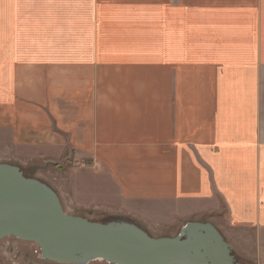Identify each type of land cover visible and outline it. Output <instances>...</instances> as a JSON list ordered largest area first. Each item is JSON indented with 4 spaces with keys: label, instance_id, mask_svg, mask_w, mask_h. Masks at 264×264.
Instances as JSON below:
<instances>
[{
    "label": "crops",
    "instance_id": "1",
    "mask_svg": "<svg viewBox=\"0 0 264 264\" xmlns=\"http://www.w3.org/2000/svg\"><path fill=\"white\" fill-rule=\"evenodd\" d=\"M7 134L0 161L81 164L69 188L96 168L129 206L199 196L264 233V0H0Z\"/></svg>",
    "mask_w": 264,
    "mask_h": 264
},
{
    "label": "water",
    "instance_id": "2",
    "mask_svg": "<svg viewBox=\"0 0 264 264\" xmlns=\"http://www.w3.org/2000/svg\"><path fill=\"white\" fill-rule=\"evenodd\" d=\"M36 243L44 259L61 264H241L208 221H189L175 236L155 237L123 218L104 222L65 211L57 192L0 163V240Z\"/></svg>",
    "mask_w": 264,
    "mask_h": 264
},
{
    "label": "rangeland",
    "instance_id": "3",
    "mask_svg": "<svg viewBox=\"0 0 264 264\" xmlns=\"http://www.w3.org/2000/svg\"><path fill=\"white\" fill-rule=\"evenodd\" d=\"M2 129V128H1ZM3 142H9V135H2ZM15 157L7 155L2 157L0 163H11L20 166L25 175L34 177L51 186L57 194H62L64 189L73 193L75 201H67L65 210L69 214L80 215L93 221H108L116 218L133 221L145 228L150 235L175 236L180 232L181 226L189 221H208L219 226L226 235L225 239L230 243L232 251L241 264H264V233L246 227H235L227 219V208L214 204L215 208L208 207L209 204L196 202L199 196H190L184 200L176 201L177 198L166 201H133L130 206L122 201V192L118 186L111 185V181L106 176L99 178V170H92L89 174L79 172L77 179L81 186L68 187L63 184L65 176L71 178L77 176V169L81 164L73 163L71 167L67 161L61 163L59 170L45 168V149L43 147L34 148L33 142L22 141L14 145ZM30 155L32 160L26 157ZM8 161V162H6ZM66 167V168H65ZM67 169V170H66ZM66 170V171H65ZM83 170V169H82ZM94 174V175H93ZM103 178V179H102ZM58 194V195H59ZM60 197V196H59ZM77 201L91 203L83 208ZM72 205L74 208H72ZM211 205V204H210ZM219 229V228H218ZM0 264H61L46 260L41 254V250L36 243L21 240L15 236H8L0 240ZM89 264H109L105 261H93Z\"/></svg>",
    "mask_w": 264,
    "mask_h": 264
},
{
    "label": "bare ground",
    "instance_id": "4",
    "mask_svg": "<svg viewBox=\"0 0 264 264\" xmlns=\"http://www.w3.org/2000/svg\"><path fill=\"white\" fill-rule=\"evenodd\" d=\"M22 169V168H21ZM23 170V169H22ZM24 174H25V172H24ZM146 230V229H145ZM147 231V230H146ZM149 233V232H148ZM150 234V233H149Z\"/></svg>",
    "mask_w": 264,
    "mask_h": 264
}]
</instances>
